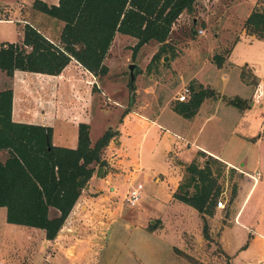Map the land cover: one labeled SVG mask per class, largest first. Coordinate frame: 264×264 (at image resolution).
Instances as JSON below:
<instances>
[{
  "label": "rangeland",
  "instance_id": "374dc122",
  "mask_svg": "<svg viewBox=\"0 0 264 264\" xmlns=\"http://www.w3.org/2000/svg\"><path fill=\"white\" fill-rule=\"evenodd\" d=\"M35 1L0 0V20L5 21L0 23L1 43L22 44L28 25L53 43H60L63 23L35 10ZM43 2L49 6L59 4V0ZM262 8L264 0H197L194 12H185L176 21L167 52L155 62L152 59L160 51L161 44L153 41L134 54L137 40L117 34L105 60L109 68L106 76H94L76 60H72L59 76L38 75L36 82L40 86L28 90L23 115L26 121L35 123L33 125L37 122L32 120V112L40 116L41 111L47 112L50 125L69 123L72 131L60 127L61 134H58V145L69 148L70 132L74 140L81 124L89 123L90 138L95 144L107 131H113L109 126L116 127L115 124L120 123L117 128L120 131L125 128L120 119L130 111L129 108L140 110L147 107L155 112L167 108L175 112L181 103L178 101L180 95L186 97L183 103H188L195 93L203 91L205 98L197 110L198 116L195 114L194 118H189L193 121L166 114L168 120L176 122L174 128L183 132L190 143L196 136L198 138L194 147H190L191 154L187 152L188 145L179 152L164 149L173 154L171 159L165 158L167 170L176 166L178 173L174 176L179 179L181 170H185L182 167L190 166L198 153L195 146H205L232 160L239 169L258 177L246 202L243 219L254 208L264 212V35L246 27L250 15ZM200 31H204V35ZM131 64L136 65L137 73L133 88ZM7 78L4 86L14 93L13 83ZM238 99L244 101V107L231 103ZM110 144L102 152L104 164L94 165L93 177L104 181L94 186L88 184L55 241L49 243L45 236L31 228L5 227L9 225L7 210L0 208V264H157L163 251L140 236L133 237V232L128 237H117L115 233L116 228L125 227L124 220H131L133 225L151 233V218L156 220L155 230L158 225L167 223V239L176 246L170 253L172 255L164 257L167 259L165 264H232V257L223 246L225 218L222 215L214 220L213 215L200 214L194 208L199 221L188 220L182 230L178 229L181 209L158 200L150 203L155 186L150 181L146 184L144 176L137 182L126 171L130 167L124 161L128 157L125 155L127 151L118 150L123 157L117 158L113 164L109 156L117 150L108 149ZM129 157L138 159V153H131ZM199 166L211 167L210 177L216 182L215 187L229 192V197L221 194L213 197L216 208L217 202L222 200L228 210L238 197L244 175L236 170L227 173L210 157L204 158ZM171 174L166 171L161 176L170 178ZM187 177L188 167L184 182ZM136 182L145 186L143 199L149 198L142 202L145 213L140 211L139 205L132 208L125 202L127 191L131 185H137ZM115 186L122 189L120 193L113 189ZM90 199L98 200V205H93L91 212L85 214L83 207ZM56 214L52 211L50 215L54 217ZM114 225L116 227L112 230ZM115 241L124 246L119 249L116 244L113 249ZM127 244L132 252L135 248L139 251V254L135 251V255H139L135 256L137 262L131 256L127 257ZM150 250L153 253L150 254Z\"/></svg>",
  "mask_w": 264,
  "mask_h": 264
},
{
  "label": "trees",
  "instance_id": "16d2710c",
  "mask_svg": "<svg viewBox=\"0 0 264 264\" xmlns=\"http://www.w3.org/2000/svg\"><path fill=\"white\" fill-rule=\"evenodd\" d=\"M197 0H59L49 6L36 0L34 9L62 22L60 43L47 39L33 26L25 27L22 44L0 46V71L13 78L15 72L59 76L76 60L96 77H104L105 65L117 34L137 40L134 54L155 41L162 45L152 61H159L169 48L176 21L185 12L193 13ZM246 27L264 35V8L253 12ZM137 75V73L135 72ZM205 98L201 91L175 111L194 117ZM13 90L0 91V208H6L8 224L42 230L54 241L95 174L102 166L103 150L115 137L114 131L93 144L90 126H79L78 146L53 144V128L13 121ZM240 108L244 101H231ZM189 177L176 197L210 215L218 195H212L215 181L206 166L188 167ZM193 189V191H191ZM57 214L51 217V212ZM196 263V262H195Z\"/></svg>",
  "mask_w": 264,
  "mask_h": 264
},
{
  "label": "crops",
  "instance_id": "0c3cea01",
  "mask_svg": "<svg viewBox=\"0 0 264 264\" xmlns=\"http://www.w3.org/2000/svg\"><path fill=\"white\" fill-rule=\"evenodd\" d=\"M4 22L0 20V23H4ZM6 24H12V23H6ZM23 27L24 25L20 27V31ZM4 42H9V41H4ZM38 75H42V74L17 71L14 74L13 79L9 78V81H12L13 83V89H14L13 121L16 123L32 124L26 121L23 115L24 113L23 108L25 107V102L27 101L28 103V96H29L28 90L32 88L33 86H36V85L38 87L40 86L38 85L39 83L36 82V76ZM7 77L8 76L6 75V73L0 71V91L6 89L4 86V82L6 79H8ZM38 87H34V88L37 89ZM19 91H22L23 93L21 94ZM146 92L148 93V91ZM39 95H41V92L39 93ZM138 109L135 108L131 110L129 108L130 110L129 111L128 109L123 108V110H128L129 112L128 113L125 112L126 114L124 113L125 114L124 117L120 119V121L125 123V128L121 129V131L117 128L120 126V123L115 124L116 127L114 126L108 127L110 128V130H113L115 133H117V135H115V137L111 140L112 142H110L111 144L108 147V149H116L117 151L116 153L112 152L109 158L114 164L115 160L117 158L120 159V156H121L118 154V150L122 149V151H127V154L125 155L128 157H126L125 159L123 158V159L127 164H130V167L128 168V170L126 169V171L130 173L131 175H133V178H136L135 180H137V182H138V179L140 180L141 176H144V180L146 184H149V181H150L151 184L155 186L154 187L155 191L152 193L153 195L150 194V197H151L150 203L152 202L154 203L156 200H158V202L162 201L167 206L173 205L174 207H179L181 209V212L179 214L181 213L182 214L179 215L180 216L179 217L180 227L178 229L182 230L181 228L183 227L184 224L188 223V220L189 221L194 220L195 222L199 221L198 212L194 208L188 206L187 204H185L184 202H182L180 199L176 197V194L178 193L180 186L184 182L186 169L189 166H186L184 164V166L186 167H182V168H185V170L183 171L182 169L181 177L179 179H176V176H174V173H178L176 170L177 167L172 166L170 169L167 170L166 164L168 163V161L165 159V158L171 159L173 154H171V152L166 153L164 149H173L179 152L181 151L180 149L184 145H188L189 148L187 149V152L191 154L192 149H190V147H194L198 138L196 136L190 143L189 138L185 136L183 132L180 133L181 131L179 132L178 130L174 128V126L175 127L177 126L176 122L173 120H168L166 118V114L171 113V115L173 114L177 116L178 118L180 119L183 118L187 121H193L194 117L191 120H189L179 115L176 111L175 112L168 111L167 108L162 109L160 112L159 111L155 112L154 110H151L147 107L140 108L141 111ZM30 110H31V107H30ZM32 111L33 110H31V112ZM32 113L34 114V117H33L34 119L32 120L37 122L36 125L50 126L53 128V131H54L53 132L54 133L53 144L55 146H59L58 145L59 143L58 134H61L59 131L60 127H65L69 131H72L70 127L71 125H69V123L61 122L59 124L57 123V124L50 125V123L48 122L47 112L41 111L40 116L34 112ZM91 126H92V123H91ZM69 136H70L68 139L69 142L67 145L69 146V148H76L78 146V135L76 136L74 140H73V135L71 134V132ZM183 141H184V144H183ZM179 146L181 147L179 148ZM195 148L198 153L197 155H195V158L193 162L191 163V165L196 164L200 169H204L199 166V163L202 162L204 158L210 157L211 159L215 160V163L220 164L221 165L220 167L225 169L227 173L230 172L231 170H236L240 174L244 175L243 177L244 180L241 181V185L239 188L238 197L228 207V210L224 212L223 210L216 208L215 204H213V208H211L212 213L210 215H213L214 220H216L215 217H219L221 215L225 218L224 219L225 223L222 225L223 227L222 240H223L224 248L232 257V264H264V212L259 211L258 209L255 210L254 208L253 211L250 213V215L243 219L244 212H245L244 208L246 206V202L249 198L250 193L252 192L253 188L255 187L258 181V177L255 176L253 173L251 174L247 172L244 169H239L238 166L234 162H232V160L224 156L213 153L205 146L196 145ZM131 153H134V154L138 153V159L130 158L129 155ZM121 157H123V155ZM119 161L121 163L124 162L123 160H119ZM166 171L170 172V174L172 173L171 175L173 176H171L170 178H168L167 176L162 177L161 173H166ZM94 177L91 179L89 183L90 185L93 184L92 186H94L95 183L102 184V182L104 181V180H98V178L96 179ZM95 179L97 181L93 183ZM166 180L168 182H166ZM171 184L172 185L174 184V187H172ZM215 186L213 190V193H214L213 195L216 194L219 196L221 194V195H224L225 197L227 196L229 197L228 191H224V189L222 190ZM113 189L119 193L122 190L119 188V186L118 187L115 186ZM191 191H193V189ZM146 199H149V198L145 197L143 199V197H141V200L139 203V209L140 211L144 213L146 210L142 207V202L145 203L144 200ZM97 201L93 199L88 200V202L86 201V205H84L83 207L85 214H89L91 212L90 210L93 207V205H98ZM149 220H150L149 222L151 223V225H153L151 226V229L153 231L151 233L146 232L145 229H143L141 226L133 225L131 220H128V221L124 220L125 227L123 226L122 229L120 228V230H119V227L115 229L116 227L115 225L114 227L112 228L110 227V228L112 230L113 229L117 230L115 232L117 233V237L121 235L124 237H128L133 232L132 233L133 237L140 236V239H143V241H146L151 246L157 249H160L161 251H163L164 254H163V257L160 258L157 264H165L164 261L167 260L165 258H167L169 255H172L170 253H173V247H176V246H173L172 242H170L167 239L168 238L167 236L168 233L166 231L167 223L160 224V226L158 225V228H156L157 230H155L154 225L156 223V220H154L153 218ZM9 225H5V227L8 228V227L17 226V225H12V224H9ZM22 227L29 228V227H24V226ZM31 229L36 230L40 232L43 236H45L44 231L34 229V228H31ZM116 241L114 242L113 249L116 244H118L119 249L120 247L122 248L124 246L122 244L120 245L119 242L116 243ZM48 242L51 243L53 241H48ZM126 246H128L127 251L125 252L127 254V257L131 256L133 261L137 262V258H135V256H137L135 255V251L138 254H139V251L136 250L135 248V251L132 252L129 247V244H127ZM151 253H153L152 250H150V254Z\"/></svg>",
  "mask_w": 264,
  "mask_h": 264
},
{
  "label": "built area",
  "instance_id": "2783aa9c",
  "mask_svg": "<svg viewBox=\"0 0 264 264\" xmlns=\"http://www.w3.org/2000/svg\"><path fill=\"white\" fill-rule=\"evenodd\" d=\"M201 33H203V31H200ZM179 102H185L186 101V97L184 95L180 96L178 98ZM144 189V185L139 183L137 185H131L129 190L127 191V194L125 196V202H127L129 204L130 207H135L137 205H139L141 197H142V192ZM218 209H221L223 211L227 210V205L224 201L219 200L216 204Z\"/></svg>",
  "mask_w": 264,
  "mask_h": 264
},
{
  "label": "water",
  "instance_id": "95a60500",
  "mask_svg": "<svg viewBox=\"0 0 264 264\" xmlns=\"http://www.w3.org/2000/svg\"><path fill=\"white\" fill-rule=\"evenodd\" d=\"M167 58L168 57H166V59ZM135 69H136V65L135 64L129 65L130 80H131V86H132V88H133L134 82L136 81ZM100 170L102 171L103 169L101 168Z\"/></svg>",
  "mask_w": 264,
  "mask_h": 264
}]
</instances>
